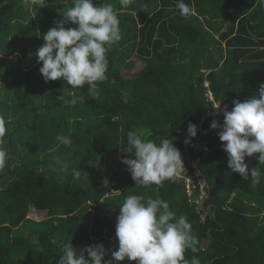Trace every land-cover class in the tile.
I'll use <instances>...</instances> for the list:
<instances>
[{
    "label": "trees",
    "instance_id": "trees-1",
    "mask_svg": "<svg viewBox=\"0 0 264 264\" xmlns=\"http://www.w3.org/2000/svg\"><path fill=\"white\" fill-rule=\"evenodd\" d=\"M25 3L0 0V119L6 128L0 148L7 152L0 169V264H59L71 244L78 252L103 244L106 264L119 246L116 223L127 195L158 197L187 218L198 251L187 249L186 260L264 264V165L259 186L251 187L231 172L220 129L211 128L214 119L223 124L224 107L231 111L234 100L258 94L264 83V7L256 0H184L194 12L182 16L177 0H130L123 9L119 0H94L113 6L122 38L106 52V79L93 98L87 85L46 83L35 56L43 34L63 20L73 0ZM135 59L144 68L135 69ZM62 95L68 103L57 99ZM189 124L197 126L195 138L188 136ZM134 130L157 143L173 142L184 175L137 186L122 163L134 158L125 153ZM58 135L72 144L63 145ZM258 155L245 158L250 170L259 166ZM193 162L208 185L203 208L193 202L199 190L190 195L184 185ZM31 209L46 217L31 218Z\"/></svg>",
    "mask_w": 264,
    "mask_h": 264
},
{
    "label": "clouds",
    "instance_id": "clouds-1",
    "mask_svg": "<svg viewBox=\"0 0 264 264\" xmlns=\"http://www.w3.org/2000/svg\"><path fill=\"white\" fill-rule=\"evenodd\" d=\"M27 3L28 0H25ZM121 8H127L130 0H119ZM264 7V0H256ZM176 7L182 16L194 12V8L177 0ZM61 14V13H60ZM63 20L55 21V26L43 34L45 43L36 51L37 63H41L39 72L45 82L63 80L72 89L88 86V93L98 97V82L106 79L108 60L106 52L113 44L121 40L120 21L111 4L95 6L94 0H73V6L61 14ZM71 23L77 28L67 27ZM63 103L64 96L57 97ZM83 96L79 100L83 101ZM70 103L75 105L77 99ZM231 111L223 108L224 122L211 123L212 129H220L218 135L223 151L228 155V167L232 173H239L243 180L251 182V187L260 184V166L264 165V83L259 85L258 94L241 102L233 101ZM217 107L216 109H220ZM6 132L5 123L0 119V136ZM188 136H197V126L189 124ZM57 140L70 146V137L58 135ZM190 143V140H185ZM127 150L134 158H122L133 181L137 186L149 187L161 185L163 181L176 176L184 167L181 151L169 139L154 142L145 138L143 131L127 133ZM257 157L258 167L249 169L246 157ZM7 152L0 148V169L5 165ZM57 164L62 162L57 159ZM67 171L68 166L62 165ZM75 179L80 171L72 169ZM105 179V186L108 185ZM118 249L112 252V260L106 264L128 259L137 264H200L198 258L186 260L187 249L197 252V237L191 231V225L184 216L177 217L169 204L160 198L127 195L120 205V214L116 223ZM106 250L103 244L80 250L65 245L59 264H103Z\"/></svg>",
    "mask_w": 264,
    "mask_h": 264
},
{
    "label": "built area",
    "instance_id": "built-area-1",
    "mask_svg": "<svg viewBox=\"0 0 264 264\" xmlns=\"http://www.w3.org/2000/svg\"><path fill=\"white\" fill-rule=\"evenodd\" d=\"M208 86V84H206ZM209 93V92H208ZM207 93V96L209 94ZM185 174H188L187 172ZM206 179L204 178L203 174L196 168L195 162H193V174H190L186 179L184 185L186 186V190L188 194L193 195V191L195 189L199 190L197 197L194 199V203L198 206H201L204 203L205 198L207 197L208 193L205 190L206 186ZM207 214L203 215V219H205Z\"/></svg>",
    "mask_w": 264,
    "mask_h": 264
},
{
    "label": "rangeland",
    "instance_id": "rangeland-1",
    "mask_svg": "<svg viewBox=\"0 0 264 264\" xmlns=\"http://www.w3.org/2000/svg\"><path fill=\"white\" fill-rule=\"evenodd\" d=\"M31 3H33V0L29 3H25L26 5H28V7H30L31 8ZM27 6H25V8H28ZM136 60V67H135V69H137V70H141L142 68H144V66H145V62L144 61H141V60H139V59H135ZM131 74V73H130ZM209 92V93H208ZM207 93L209 94V99L210 100H214V97H213V94H212V92L211 91H208ZM217 107H220V104H218V103H214V113L215 114H219L220 112H222V109L220 108V109H216ZM212 114H213V112H212ZM185 164V163H184ZM184 169V168H183ZM183 169L176 175V177H182L183 175H184V173H183ZM186 173V172H185ZM175 177V176H174ZM186 187V186H185ZM205 190H206V192L209 194V191H208V188L207 187H205ZM207 198H208V196L205 198V200H204V203L202 204V208L204 207V204H205V201L207 200ZM35 211L33 210V209H31L30 210V217L31 218H33V219H35V220H42V219H44L45 217H46V215H35ZM209 213H211L210 212V210H209V212H207L206 214L208 215ZM264 214V213H263Z\"/></svg>",
    "mask_w": 264,
    "mask_h": 264
},
{
    "label": "bare ground",
    "instance_id": "bare-ground-1",
    "mask_svg": "<svg viewBox=\"0 0 264 264\" xmlns=\"http://www.w3.org/2000/svg\"><path fill=\"white\" fill-rule=\"evenodd\" d=\"M206 186H207V188H208L207 182H206Z\"/></svg>",
    "mask_w": 264,
    "mask_h": 264
}]
</instances>
